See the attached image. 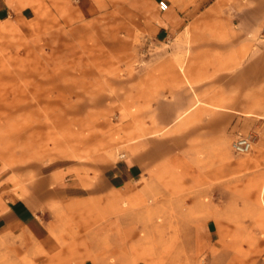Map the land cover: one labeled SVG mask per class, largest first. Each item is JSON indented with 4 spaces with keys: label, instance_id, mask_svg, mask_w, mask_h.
Returning a JSON list of instances; mask_svg holds the SVG:
<instances>
[{
    "label": "rangeland",
    "instance_id": "obj_1",
    "mask_svg": "<svg viewBox=\"0 0 264 264\" xmlns=\"http://www.w3.org/2000/svg\"><path fill=\"white\" fill-rule=\"evenodd\" d=\"M159 1L0 0V264H264V0Z\"/></svg>",
    "mask_w": 264,
    "mask_h": 264
},
{
    "label": "crops",
    "instance_id": "obj_2",
    "mask_svg": "<svg viewBox=\"0 0 264 264\" xmlns=\"http://www.w3.org/2000/svg\"><path fill=\"white\" fill-rule=\"evenodd\" d=\"M135 170L132 165L119 166L113 178L114 185H120L124 179L133 177ZM129 176V177H128ZM31 219V211L26 208H16L12 201L0 199V231L14 229L15 226L23 227Z\"/></svg>",
    "mask_w": 264,
    "mask_h": 264
},
{
    "label": "built area",
    "instance_id": "obj_3",
    "mask_svg": "<svg viewBox=\"0 0 264 264\" xmlns=\"http://www.w3.org/2000/svg\"><path fill=\"white\" fill-rule=\"evenodd\" d=\"M158 6L161 10H165L168 8V3L165 0H160ZM234 148L238 152H245L250 148V141L248 138L242 137L239 138L234 143Z\"/></svg>",
    "mask_w": 264,
    "mask_h": 264
}]
</instances>
